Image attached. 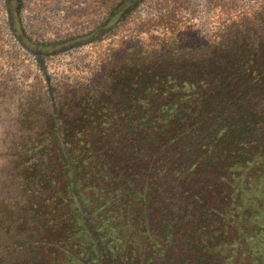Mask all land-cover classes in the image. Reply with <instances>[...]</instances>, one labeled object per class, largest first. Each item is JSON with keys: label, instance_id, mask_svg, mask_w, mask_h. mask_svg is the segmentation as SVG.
<instances>
[{"label": "trees", "instance_id": "obj_1", "mask_svg": "<svg viewBox=\"0 0 264 264\" xmlns=\"http://www.w3.org/2000/svg\"><path fill=\"white\" fill-rule=\"evenodd\" d=\"M19 1L10 29L42 58L147 0L48 43L23 31ZM218 13L212 37L168 21L87 86L58 92L44 71L39 101L0 122V264H264V7Z\"/></svg>", "mask_w": 264, "mask_h": 264}, {"label": "rangeland", "instance_id": "obj_2", "mask_svg": "<svg viewBox=\"0 0 264 264\" xmlns=\"http://www.w3.org/2000/svg\"><path fill=\"white\" fill-rule=\"evenodd\" d=\"M119 1L20 0L18 10L22 29L31 39L61 42L99 26ZM263 7L264 0H147L101 41L39 58L16 40L9 25L7 0H0V122L16 118L25 99L44 88L45 70L58 92L87 86L97 81L115 56L162 35L168 21L175 36L187 29L185 35L201 40L212 37L219 10L252 14ZM32 100L33 104L39 101Z\"/></svg>", "mask_w": 264, "mask_h": 264}]
</instances>
